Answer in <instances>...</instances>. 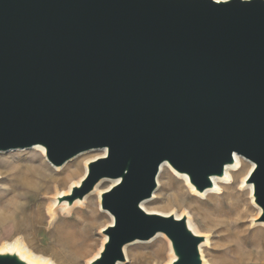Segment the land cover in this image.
<instances>
[{
	"label": "water",
	"instance_id": "obj_1",
	"mask_svg": "<svg viewBox=\"0 0 264 264\" xmlns=\"http://www.w3.org/2000/svg\"><path fill=\"white\" fill-rule=\"evenodd\" d=\"M41 147L55 167L102 156L66 209L103 179L112 218L89 264L162 234L167 264H203L186 214L147 212L166 163L195 192L213 189L235 155L264 223V0H0V152ZM0 264H34L17 249Z\"/></svg>",
	"mask_w": 264,
	"mask_h": 264
},
{
	"label": "rangeland",
	"instance_id": "obj_2",
	"mask_svg": "<svg viewBox=\"0 0 264 264\" xmlns=\"http://www.w3.org/2000/svg\"><path fill=\"white\" fill-rule=\"evenodd\" d=\"M32 148L0 152V214L7 202L18 194L19 187L15 181L17 172L26 166H37L48 177H51L49 188L43 189L42 195H39L35 202L40 209L39 222L33 227H22L18 230L12 225H0V252L17 249L21 254L25 252L27 255L41 259L42 264L46 262L49 264H89V260L98 254L105 240L101 230L112 222L111 216L101 210L99 195L109 189L114 182L111 184L103 182L98 187L100 191L97 193L94 191L98 183L94 190L84 197L85 201L83 199V202L77 204L76 207L73 204L68 209H63V204L56 206L57 194L54 190L57 188L59 191H65L69 184L77 183L86 172V163L103 154L98 150L86 151L62 166L55 167L47 161L44 153ZM77 162L78 167L74 166ZM242 163V172H233L229 179L219 178L217 186L211 189L213 191H209L210 194L204 196L196 195L191 191L187 186L185 176L177 173L168 165L162 169L160 167L157 175V188L144 206L152 212L173 213L176 217L183 214L190 216L191 226L198 234L209 239V243L202 247L207 264H259L262 254L261 249H258L254 243V239L256 235L264 238V223L256 221L260 210L253 205L250 190L241 188L253 164L245 158L242 159ZM69 169L75 172L72 177L65 173ZM61 178L66 179L64 185L59 183ZM33 193L29 192L23 199L27 202L25 204L27 209L34 201ZM88 199L94 203L95 212L101 215L93 221L89 214L81 216L76 212L80 209L90 210L87 208ZM236 204L237 208L233 207ZM48 208L53 211V221H51ZM234 219H239V226L230 225L229 228L228 226L223 228V224L220 223L228 220L233 223ZM63 222H79L76 226L80 239L77 241L80 242L79 246L67 252H62L52 242V232ZM256 227H261L262 231L257 232ZM242 232L246 234L247 244L238 236ZM155 237L149 241H139V243L128 245L125 248L126 262L122 264L169 263L171 249L168 240L163 235ZM237 243L244 244L245 257L242 261L236 259L233 252V246Z\"/></svg>",
	"mask_w": 264,
	"mask_h": 264
},
{
	"label": "bare ground",
	"instance_id": "obj_3",
	"mask_svg": "<svg viewBox=\"0 0 264 264\" xmlns=\"http://www.w3.org/2000/svg\"><path fill=\"white\" fill-rule=\"evenodd\" d=\"M32 149H37V150H40L42 153H44V150L41 147H33ZM98 151L101 152V154L104 153L102 150H98ZM234 158H235L234 165L226 166V168H225V177L224 178H228L229 179L230 177H232V173L233 172H239L240 173V172L243 171V163H242V159L243 158L241 156H239V155H235ZM165 165L167 166L166 163L162 164L161 165V169L164 168ZM74 166L78 167L79 163L78 162L74 163ZM40 169L41 168H39L37 166H26L22 170H20L19 172H17L15 174V181H16L17 186L19 187V191H18L17 196L15 198H13V199H10L7 202V204L3 207L2 211H1V214H0V225H3V226L12 225L13 227H15L16 230H18V229H21L22 227H26V228L33 227L36 223L39 222V220H40V209L38 207V204L35 205V202L37 201L38 196L42 195L41 191L43 189L49 188V183L51 182V177H48L42 171V169L41 170ZM65 173L69 177H72V175L75 172H73V171H71L69 169V170H66ZM218 180H220V179L216 178V177H214L212 179L214 187L217 186ZM65 182H66L65 178H61L60 181H59V183L61 185H64ZM103 182H109L110 184L113 183V181H110V180H107V179H103L96 186L94 192L99 193L100 190H98V187ZM76 184H78V182ZM71 186L72 185L69 184L68 188L65 191H59L57 188H55L54 191L56 192L57 195H61V194L67 193ZM187 186L191 189V191L193 193H195L196 195L197 194L199 195V193L194 191L192 186H190L189 184H187ZM241 188H244V189L246 188V189L250 190V193L252 191L251 186H245V185L242 184ZM209 191H213V190H211V189L206 190L202 195H199V196H204L205 194H210ZM29 192L30 193L34 192L33 193L34 194L33 195L34 196V201L32 202L31 207L27 209L26 206H25V204L27 202L25 200H23V199L26 198V196H27V194ZM84 201H85V199H84ZM146 202H148V201L146 200V201L142 202L141 203V207L144 210H146L147 212H152V211L147 210L145 208L144 204ZM77 204H79V202H76L74 204V207H76ZM34 206H36V208H34ZM233 207L237 208V204L235 206H233ZM62 208L66 209L64 206H62ZM87 208H89L90 210L87 211V210H84V209H80V210H78L76 212H78L81 216H83L84 214H89V216L91 217L92 221L95 220L96 218H98L99 216H101V215H99V214H97L95 212L94 203L91 201V199H88ZM48 212L50 214L51 221H53L54 220L53 219L54 214H53L52 209L48 208ZM238 215H241V213H238ZM81 216H80V218H81ZM232 221H233V223L229 222V220L228 221H221L220 223L223 224L222 225L223 228H224V226H228V228H229L230 225L239 226V224H240L239 223V219H234ZM188 222H189V227L195 233H197V231L191 226L190 218L188 219ZM78 223L79 222H77V223H74V222H72V223L63 222L61 225L57 226V228L52 232V242L55 244V246L60 248V250L62 252H67V251L74 250V249H76L79 246L80 242H77V241H79L80 239L78 238L77 231H76V226H77ZM211 225L213 226V224H211ZM261 227H256L255 230L257 232H261L262 231ZM158 236H162V234H158L156 237H158ZM238 236L244 240L245 244H247L246 234L245 233L242 232V234H238ZM135 243H139V241H137ZM135 243H133V244H135ZM208 243H209V239H207L206 242L203 243L200 246V253H201V257L203 259V264H207V262L204 259V256H203V253H202V247L207 245ZM254 243H256L258 249H261L260 253L262 254V256H261L262 259L260 260L259 264H264V238L263 237H259L258 235H256V237L254 239ZM243 249H244V244H242V243L241 244L237 243V244H235L233 246V252L235 253L236 259H239L240 261H242L244 259V257H245ZM22 254L30 262H32L34 264H42L41 263V259L35 258L32 255H27L25 252H23ZM44 264H49V263L46 262Z\"/></svg>",
	"mask_w": 264,
	"mask_h": 264
}]
</instances>
